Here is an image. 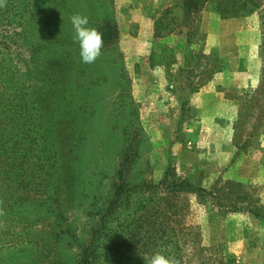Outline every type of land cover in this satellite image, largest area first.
Segmentation results:
<instances>
[{
	"label": "rangeland",
	"instance_id": "1",
	"mask_svg": "<svg viewBox=\"0 0 264 264\" xmlns=\"http://www.w3.org/2000/svg\"><path fill=\"white\" fill-rule=\"evenodd\" d=\"M246 1L195 25L181 0H0V65L25 90L41 18L87 49L98 32L108 74L73 188L40 159L11 194L27 202L0 201V264H264V0Z\"/></svg>",
	"mask_w": 264,
	"mask_h": 264
},
{
	"label": "trees",
	"instance_id": "2",
	"mask_svg": "<svg viewBox=\"0 0 264 264\" xmlns=\"http://www.w3.org/2000/svg\"><path fill=\"white\" fill-rule=\"evenodd\" d=\"M181 1L182 4L176 8L184 11L186 16L193 17L195 25L200 13L209 4H214L216 12L226 19L242 14L247 3H250L246 0ZM176 8H170L163 14L157 22L158 31L159 27L165 26L164 28H169L168 33L174 32L175 28L169 23V19L167 21V17L173 14L174 20L178 19ZM109 13L102 19L104 23L109 21ZM43 24L45 23L42 18L39 19L36 35L43 42L42 50H38L39 54L35 56V67L32 69L36 84L25 90L24 86H20L16 81L14 71L10 68L5 70L0 65V201L11 209L18 207L19 203L27 202L11 194L20 187L29 185L31 163L36 162L37 165L40 159L46 163L52 162L56 167V192L67 189L70 191L73 188L72 185L78 176L74 172L77 162L80 161V145L90 142L88 128L97 111L92 104L84 100L97 92L98 88H94L96 84L99 85L108 79V74L103 69L92 68L91 61L101 59L98 48L93 47V41L99 37L98 32L91 38L92 44L87 49L89 39H82L79 43L72 37L70 42H67L64 38L67 33L59 31L61 28H58V22L50 25V31L41 28ZM53 26L56 28L53 29ZM48 40L50 47L47 42L44 43ZM46 47L50 50H45ZM37 131L43 153L38 156L34 153ZM68 140H72L77 148L68 143ZM37 170L48 172L44 163L37 167ZM86 253L87 249L83 253L82 263L89 264ZM95 257L96 255L90 258Z\"/></svg>",
	"mask_w": 264,
	"mask_h": 264
}]
</instances>
